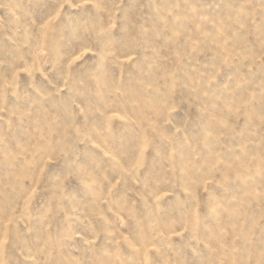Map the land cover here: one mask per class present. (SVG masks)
I'll list each match as a JSON object with an SVG mask.
<instances>
[{"label": "rangeland", "instance_id": "374dc122", "mask_svg": "<svg viewBox=\"0 0 264 264\" xmlns=\"http://www.w3.org/2000/svg\"><path fill=\"white\" fill-rule=\"evenodd\" d=\"M0 264H264V0H0Z\"/></svg>", "mask_w": 264, "mask_h": 264}]
</instances>
